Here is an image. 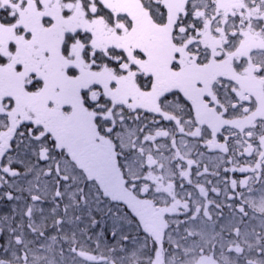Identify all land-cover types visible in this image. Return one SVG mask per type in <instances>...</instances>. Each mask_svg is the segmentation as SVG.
I'll return each instance as SVG.
<instances>
[{
	"label": "snow or ice",
	"instance_id": "6c2138e0",
	"mask_svg": "<svg viewBox=\"0 0 264 264\" xmlns=\"http://www.w3.org/2000/svg\"><path fill=\"white\" fill-rule=\"evenodd\" d=\"M0 264H264V0H0Z\"/></svg>",
	"mask_w": 264,
	"mask_h": 264
}]
</instances>
